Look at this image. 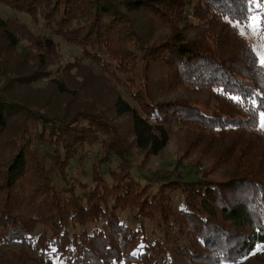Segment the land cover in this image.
<instances>
[{
    "label": "trees",
    "instance_id": "trees-1",
    "mask_svg": "<svg viewBox=\"0 0 264 264\" xmlns=\"http://www.w3.org/2000/svg\"><path fill=\"white\" fill-rule=\"evenodd\" d=\"M0 1L80 46L133 100L99 86L104 77L91 68L71 88L64 78L75 65L59 71L58 91L75 98L97 84L108 103L98 95L71 117L59 106L30 108L13 99L15 85L31 76L0 86V151L15 145L0 171V242L24 246L29 255L12 264H247L253 254L264 260L257 251L264 245V65L233 25L249 21L253 0ZM159 24L171 30L154 42ZM7 27L0 19L17 47ZM43 47L52 52L55 42L48 38ZM45 61H36L38 70ZM180 86L205 92L214 107L160 99ZM176 127L210 131L213 139L218 133L215 153L228 172L221 179L192 175L194 169L143 177ZM189 133V146L202 141ZM88 147L100 154L91 157ZM38 226L44 231L35 237Z\"/></svg>",
    "mask_w": 264,
    "mask_h": 264
},
{
    "label": "rangeland",
    "instance_id": "rangeland-1",
    "mask_svg": "<svg viewBox=\"0 0 264 264\" xmlns=\"http://www.w3.org/2000/svg\"><path fill=\"white\" fill-rule=\"evenodd\" d=\"M254 5L252 7V13H250L249 21L246 23H233L236 29L239 30L247 42L253 45V48L257 54L258 62L261 65L262 60H264V0H253ZM0 19L7 22L8 30L12 31L18 38L17 47H12V45L7 41L4 31L0 28V58L5 59L3 66L0 65V86L6 87L9 82L8 79L19 82V79L29 77L30 83L17 87L15 92L11 93L13 99L17 100L21 104L26 105L30 108L43 107L47 106V103L50 104L47 107L55 110L56 106L61 107V109L67 110V114L74 116L77 112L86 111L92 104L91 99L100 95V92H97V84L100 86H107L114 90L115 95L123 94L129 102H133L130 97H127L124 91V87L120 83L113 82L108 73H105L108 76L102 74L101 68L98 65L93 64L88 58H85L83 55L82 48L74 43L65 41L58 34L52 33L50 29L45 26L43 19L38 20L28 13L17 11L11 8L9 5L0 1ZM221 27L223 24L220 25ZM220 26H218V32H222ZM171 27L167 24H159L158 28L155 31V36L153 41L156 42L160 38L167 37ZM226 33L224 34V39L226 41V47H231L235 40H231V29H225ZM191 34H194L193 32ZM234 39V36L232 34ZM51 38L55 42V49L51 52L43 47L46 39ZM43 55L46 57L45 65L41 66L38 70L36 61L42 60ZM69 65H75L71 68V77L64 78L67 80L69 85L72 87H78L82 82L81 75L87 73L88 68L94 69L97 74H102L101 77H104L102 81L95 84L94 90L90 87L91 91L81 92L73 98L74 94L69 92L70 96L67 94H62L58 91L56 83L53 81L55 79L61 78L60 70L68 68ZM83 65V66H82ZM4 67V71H1V68ZM40 71V72H37ZM40 76V78H39ZM36 80H35V79ZM39 79V80H37ZM116 85H115V84ZM94 91V92H92ZM14 95V96H13ZM100 101L102 103H108L109 96L107 90L104 92L101 91ZM175 98H183L190 100L191 102H197L205 106V104L210 103V110L214 107L215 101H211L210 96L205 92H199L194 90L192 87L180 86L173 91H170L167 95L160 97L161 100H170ZM213 100V99H212ZM207 102V103H206ZM59 103V104H58ZM206 107V106H205ZM209 110V109H208ZM21 115V114H20ZM14 123V122H12ZM264 123V112L260 114V129L263 132L264 129L261 128V124ZM15 125H12L8 132L13 131ZM189 129V130H188ZM174 133L172 140L168 144L164 153L160 156H152L148 164L145 167V171L141 172L148 174L151 171L166 170V171H176L181 172L184 170L194 169L191 171L192 175L198 177L210 176L211 178L221 179L223 173L228 172L223 164L218 162L217 154L215 153V146H218L215 141L219 139L218 133L216 134V139L209 138L210 131H201L197 128H186L179 129L178 127L174 128ZM201 136L202 141L198 144L195 143L193 139L195 136ZM189 133L191 137L190 140H193L194 147L189 146V141L186 140V135ZM10 137V133L6 135V138ZM228 139H226V142ZM11 143V142H10ZM4 144V148L0 151V171L4 168V164L10 158L13 153L14 143ZM91 157L100 154L97 147H88ZM214 155V158L212 157ZM143 156H139L135 159V172L139 171V166L142 163ZM93 159L86 162L88 168L91 167ZM264 166V165H263ZM196 169L198 173L196 172ZM78 168L74 167V170L71 172L72 175H75ZM140 172V171H139ZM138 172V173H139ZM208 173V174H207ZM145 174H142L143 177ZM198 174V175H197ZM140 175V174H139ZM175 205L180 206V200L175 194ZM123 218H126L129 223L136 225L131 219L130 214L123 213ZM87 227L91 228V224ZM150 230V228H149ZM44 231L42 227H36L34 235L37 237L40 232ZM150 232V231H149ZM258 252L264 251V245L260 246L257 250ZM251 255L249 257L250 262L247 264H264L263 259H259ZM28 248L21 245L14 246H4L0 242V264H12L17 263L20 259L28 258ZM253 257V258H251ZM30 261V259H29ZM183 264H188L186 261Z\"/></svg>",
    "mask_w": 264,
    "mask_h": 264
},
{
    "label": "snow or ice",
    "instance_id": "snow-or-ice-1",
    "mask_svg": "<svg viewBox=\"0 0 264 264\" xmlns=\"http://www.w3.org/2000/svg\"><path fill=\"white\" fill-rule=\"evenodd\" d=\"M262 64H264V60H262ZM261 128L264 129V123L261 124Z\"/></svg>",
    "mask_w": 264,
    "mask_h": 264
}]
</instances>
